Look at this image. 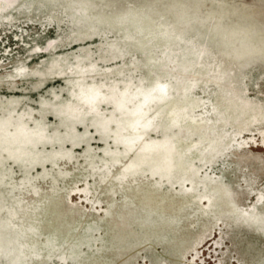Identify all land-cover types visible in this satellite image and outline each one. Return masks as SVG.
I'll return each mask as SVG.
<instances>
[{"label":"rangeland","instance_id":"obj_1","mask_svg":"<svg viewBox=\"0 0 264 264\" xmlns=\"http://www.w3.org/2000/svg\"><path fill=\"white\" fill-rule=\"evenodd\" d=\"M34 1L0 12V264H264V0ZM187 60L221 71L193 81L219 145L195 173L176 149L144 162L172 131L112 97L165 71L182 87ZM78 66L103 110L67 105Z\"/></svg>","mask_w":264,"mask_h":264},{"label":"bare ground","instance_id":"obj_2","mask_svg":"<svg viewBox=\"0 0 264 264\" xmlns=\"http://www.w3.org/2000/svg\"><path fill=\"white\" fill-rule=\"evenodd\" d=\"M3 1L4 3H6V5H3ZM14 1L15 0H0V12L8 10V8H10L14 4ZM54 7L55 6H53V8ZM165 33H168V31ZM123 37L124 36H122V38ZM131 37L132 36L129 35L127 38L131 39ZM202 56L203 54L200 53V57ZM150 60L154 61V63H157L158 61V59H156L154 56H150ZM190 60H187L190 63L187 64V69L191 73L190 76L193 77V79L185 76L184 85L182 87H180L181 85L172 86L169 82L164 83L163 79L161 78L162 76L166 75V71L164 70L165 72H163V74L156 75L153 82H144V84L141 85V89L133 88L132 83L135 82V80L132 76L131 80L124 81V85H126L127 83V85L129 84V86H125V88L123 89L122 86H115L116 88H114L112 91V97H115L113 102L114 106L120 105L122 108L129 110V112H132L133 114H136L138 116L135 117L134 120L138 121L142 120V118H145L151 125H155L157 128L162 127L169 129V131H172V133L167 134L169 146L165 148V151H163L162 153L157 151V153L150 154L148 158L144 159V162H155L157 164L163 163L169 165V161L172 160V158H169L168 154L172 151V149H176L177 153L180 156V164H183V167H185L186 170L195 173L196 166L199 164V162H202L205 159V157L210 153V150H212V147H217L219 145H217L213 141V138L211 136L213 127H211L210 124L207 123L206 119L208 118L199 117L200 115L197 114L198 110L202 107L203 100L197 101L195 99L196 97H192L194 89L196 88L193 81L195 80L200 84V82H203L204 79H206L207 82L215 80V82L218 84L219 74L221 73V71L211 68L210 71L213 73H211L210 77L204 78L200 75V71L197 70V66H193ZM61 61L62 59L56 60V62L53 64V68L58 66L57 70H61L59 71L60 73L66 74L67 71H65L64 64ZM202 62L203 61H199L198 64H202ZM125 67L127 70L131 69L126 65ZM78 68H80L81 70L77 71L78 74L76 75V77L79 79V82L81 84L79 85L76 93L73 94L76 100L74 101V99H72L71 101H69L66 99L67 105L69 107H74L75 109L83 110L86 112H93L95 110L99 111V109L103 110L104 105H106L103 104V102L106 101V99L103 97V94H100L98 92H96L93 96L94 91L91 90L93 88V85L88 84L87 80L88 75L86 74V72H88V68L85 66H78ZM98 68L99 67H97V69ZM74 71L75 69L70 68V73H74ZM214 74L216 76H214ZM94 87L98 88L100 86L99 84H97ZM100 92L102 93L101 89ZM125 104H127L128 106H126ZM130 105L135 109L130 110ZM28 118V115L22 118V121H24L22 122L21 127L23 128V132L31 134L29 128L30 126L28 124V122L30 121ZM134 128H138L136 123H134V125L130 128V132L123 135L124 141L131 143L130 149H133L134 146L136 149L142 144V141L144 140V137L142 136L141 139L139 138L140 131L138 129L132 131V129ZM176 130H183L184 133L179 134ZM186 132L189 133L185 134ZM197 133L199 137L194 138V135ZM126 164L128 165V163L125 162L124 166H126Z\"/></svg>","mask_w":264,"mask_h":264}]
</instances>
